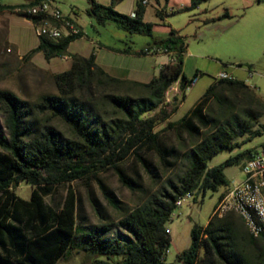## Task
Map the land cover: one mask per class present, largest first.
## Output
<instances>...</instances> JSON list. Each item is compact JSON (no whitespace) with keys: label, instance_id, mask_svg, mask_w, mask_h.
<instances>
[{"label":"trees","instance_id":"obj_1","mask_svg":"<svg viewBox=\"0 0 264 264\" xmlns=\"http://www.w3.org/2000/svg\"><path fill=\"white\" fill-rule=\"evenodd\" d=\"M38 1L41 0L20 5L18 10L25 13ZM203 1L206 0H191L181 9L196 7ZM89 2L88 14L99 23L114 20L130 32H152L153 23L144 20L146 6L141 0L135 1L133 17L117 11L116 0L110 4ZM16 8L0 4V10ZM155 13L161 15L159 10ZM224 16H229L227 10L220 15ZM81 36L82 31L59 39L38 36L37 45L25 56L36 52H42L46 59L65 55L69 44ZM156 47L171 52L170 59L147 82L110 75L96 63L93 51L88 56L72 54L70 68L53 74L56 93H42L31 101L0 89V264H56L74 249L91 257L89 264H164L171 243L166 223L178 199L188 192L196 199L207 189L227 185L224 169L251 154L246 149L207 166L210 157L237 144V137L256 136L264 127L259 122L264 115V99L253 87L237 78L215 79L192 108L167 124L191 140L183 158L186 165L140 204L125 207L100 182L105 199L119 217L107 218L102 205L92 197L101 222L90 224L79 212L71 187L60 206L47 201L55 185L93 177L103 168H113L122 184L135 189L139 182L121 166L131 152L152 176L158 175L157 167L143 156L144 147L155 149L163 165H175L169 157L177 159L178 150L159 142V134L153 130L156 119L144 115L158 110L161 120L167 119L178 108L174 105L170 111L164 110L167 90L177 82L184 96L197 73L191 79L185 76V46L175 29L170 28ZM122 51L132 53L127 48ZM137 53L147 52L142 49ZM218 88L239 93L243 104L240 111L209 113L210 99L219 100ZM119 89H136L138 93H118ZM261 146L264 149V142ZM20 181L32 187L28 199L14 192ZM242 224L234 212L218 216L213 211L206 225L192 226L191 242L178 254L180 264H247L239 239L247 235L249 241H264V234L253 237Z\"/></svg>","mask_w":264,"mask_h":264},{"label":"rangeland","instance_id":"obj_2","mask_svg":"<svg viewBox=\"0 0 264 264\" xmlns=\"http://www.w3.org/2000/svg\"><path fill=\"white\" fill-rule=\"evenodd\" d=\"M31 1L0 0V4L17 6L14 10H0V89L11 90L20 98L33 101L42 93H56L53 74L69 69L72 63L71 55L74 53L87 56L94 51L97 62L107 70L109 68L112 74L147 82L158 74L161 64L169 58L161 48L154 50L159 41L168 35L170 28L176 30L185 46V76L191 79L197 73L185 90L184 96L177 83L167 90L164 110L168 112L174 105H178L177 110L170 112L167 119L161 120L162 113L158 110L144 115L156 119L153 130L158 132L159 142L178 150L177 159L169 157L170 161L176 162L174 166L163 165L155 149L144 147L141 152L157 167L158 175L152 176L142 161L131 152L121 162V166L128 175L139 182L140 186L133 190L120 182L113 168L100 169L95 176L87 179H76L54 186L53 192L47 196V201L60 206L67 197L68 188L71 187L77 197L79 212L86 216L87 223L101 222L94 211L92 197L102 205L107 218L116 220L119 217V212L105 199L100 182L106 185L125 207L133 208L186 165L183 158L191 140L186 133H179L167 124L180 119L192 108L219 72L226 71L245 81L264 99V0H206L201 2L199 7L184 10L164 9L163 15L155 13L158 0H148L144 20L153 23L151 34L130 32L114 20L97 22L88 14L89 0H50L83 32V36L69 44L65 52L66 58L62 55L51 59H46L42 52H36L31 57L25 56L37 45L38 35L33 22L27 20L18 9L21 8L20 5H28ZM97 1L102 4L111 2ZM134 3L135 0H116L115 9L119 12L128 11ZM225 10L229 16L220 17ZM146 47L150 48V52L137 53ZM125 48L130 49L132 53L123 52ZM175 87L178 89L175 90ZM117 92L131 95L138 93L136 89H119ZM174 96L176 100L173 99ZM217 96L219 100L213 97L207 107L213 115L219 112L236 113L243 106L239 93L234 91L218 88ZM259 122L264 125V115L260 117ZM54 123L67 132L60 121L55 120ZM235 140L237 144L233 147L222 149L210 157L207 166L217 165L251 147L257 146L260 149L264 142V127L261 134L253 137L246 134ZM244 159H239L237 163L224 169L228 184L233 180L243 179L241 166ZM13 189L18 196L28 199L32 187L26 181H20ZM224 189L225 185H219L215 190L207 189L204 195L198 194L196 199L186 197L183 203L174 209L166 223L172 241L166 251L164 264H180L178 254L189 246L192 226L207 224ZM242 225L246 231L244 224ZM239 241L247 264H264L263 240L249 241L245 235ZM90 259L84 251L74 249L56 264H89L92 260Z\"/></svg>","mask_w":264,"mask_h":264},{"label":"built area","instance_id":"obj_3","mask_svg":"<svg viewBox=\"0 0 264 264\" xmlns=\"http://www.w3.org/2000/svg\"><path fill=\"white\" fill-rule=\"evenodd\" d=\"M148 0H141L142 4H146ZM29 16L30 20L35 26V31L38 36H43L50 39H59L62 37L77 35L82 31L79 26L68 16L62 14L58 7L54 6L50 0L47 3H41L40 9L33 12L22 13ZM130 15L135 16V12L131 11ZM144 50L148 53L150 48L146 47ZM157 51V48L154 50ZM66 58V55H64ZM251 75V71L249 72ZM226 71H221L217 74L216 79H228ZM177 83V82H176ZM178 84V83H177ZM175 90L178 88L175 87ZM241 171L243 179L239 181L233 180L231 184L225 185L224 191L221 193L216 205H222V211L227 208H241L245 210L247 219H251L248 214V206L246 205V197H254V203L260 206L262 211V218H264V206H262L261 197L256 195V190H248V174H256V176H263L264 186V149L261 147L246 157L242 163ZM186 197H193L190 192L182 195V199L176 203L181 205ZM253 222V232L251 236L258 237L263 235L262 232H257V220L251 219Z\"/></svg>","mask_w":264,"mask_h":264},{"label":"bare ground","instance_id":"obj_4","mask_svg":"<svg viewBox=\"0 0 264 264\" xmlns=\"http://www.w3.org/2000/svg\"><path fill=\"white\" fill-rule=\"evenodd\" d=\"M41 3H47V0H41L36 4L28 6L26 8V12L38 11L40 9ZM233 78L234 77L232 75L228 74V79ZM248 190H256V195L261 197L262 206H264L263 176L248 174ZM181 199L182 197H180L177 202H179ZM246 205H249L248 214L250 218L257 220V232L264 233V218H262V211L260 209V206L257 205V203H254V197H246ZM213 211L218 216H222L224 213L230 211L236 212L239 215L248 233L251 235V232H253V222L251 219H247L245 210L241 208H227L225 211H222V205H216Z\"/></svg>","mask_w":264,"mask_h":264},{"label":"crops","instance_id":"obj_5","mask_svg":"<svg viewBox=\"0 0 264 264\" xmlns=\"http://www.w3.org/2000/svg\"><path fill=\"white\" fill-rule=\"evenodd\" d=\"M136 1V0H135ZM190 2H191V0H158V3H157V7H156V10H159L160 11V13H161V15H163V13H164V9H169V10H177V9H180V8H183V7H185V6H189L190 5ZM135 4V3H134ZM146 4H148V2L146 3ZM145 4V5H146ZM134 6L135 5H133L131 8H130V10H128V11H123V10H120V11H122L123 13H126V14H130V12L131 11H134ZM196 7H199V5H197ZM156 10H155V12H156ZM145 11H146V9H145ZM144 15H145V13H144ZM74 54H77V53H74ZM166 54H168V56H169V58H168V60L170 59V54H171V52H168V53H166ZM88 56V55H87ZM167 60V61H168ZM166 61V62H167ZM96 63L99 65V66H101L106 72H108L110 75H112V76H116V77H119V78H123L122 76H120V75H117V74H112V72L110 71V69L108 68V70L105 68V67H103L102 65H100L98 62H97V59H96ZM165 63V62H164ZM230 74V73H229ZM230 75H232V74H230ZM233 76V75H232ZM234 77V76H233ZM235 78V77H234ZM123 79H126V78H123ZM130 80H132V79H130ZM136 81H138V80H136ZM252 87V86H251ZM262 147V146H261ZM260 147V148H261ZM248 149H250L251 151H255V150H257V149H259L257 146L256 147H251V148H248ZM171 241H172V238H171Z\"/></svg>","mask_w":264,"mask_h":264},{"label":"water","instance_id":"obj_6","mask_svg":"<svg viewBox=\"0 0 264 264\" xmlns=\"http://www.w3.org/2000/svg\"><path fill=\"white\" fill-rule=\"evenodd\" d=\"M26 19H27V20H30V17H29V16H26Z\"/></svg>","mask_w":264,"mask_h":264}]
</instances>
